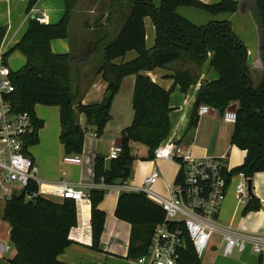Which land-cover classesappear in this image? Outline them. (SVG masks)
<instances>
[{
    "label": "trees",
    "instance_id": "obj_1",
    "mask_svg": "<svg viewBox=\"0 0 264 264\" xmlns=\"http://www.w3.org/2000/svg\"><path fill=\"white\" fill-rule=\"evenodd\" d=\"M131 4L125 22L115 39L103 38L87 44L80 54H55L50 42L65 39L69 34L70 19L76 8V0H64L65 13L57 24H41L32 19L16 45L6 56L18 51L25 59L24 65L11 72L13 92L5 96L13 112H29L34 117L35 131L28 136L25 148L37 143V131L43 122L34 116L35 105L56 106L59 109V142L63 154L81 155L84 133L93 128L100 138L110 121L112 101L120 90L123 78L135 75L132 95L133 122L120 132V155L109 160L96 156L93 163V182L104 186L123 183L120 175L135 161L130 145L138 143L147 148V159L153 150L168 137L170 90H163L141 74L155 68L174 65L173 85L186 93L197 83V70L212 54L210 68L218 73L215 81H201L195 96L187 129L197 126V111L201 105L223 114L236 103L230 145L245 151L242 165L235 169L250 179L255 173L264 172V70L259 73L246 66L248 52L244 44L233 34L228 21H213L206 25H193L176 14V9L186 6L201 9L209 15L234 13L239 2L220 0L212 5L198 0H160L159 8L151 0H126ZM37 0H30L27 11ZM250 9L259 34V58L264 67V0H243ZM149 17L154 26V43L145 48L144 18ZM6 27L0 26V45ZM134 50L137 57L130 62L114 64L116 58ZM100 55L98 74L106 83L105 93L99 103L78 105L75 108L71 88V69L80 67L91 54ZM255 74L257 79L253 80ZM85 117L82 128L75 114ZM39 190L34 182L15 192L5 202L3 220L9 223L10 243L15 250L9 264H64L58 260L71 245L68 233L77 224L76 204L73 200H50L42 195L31 197ZM91 248L97 250L104 228L105 213L98 206L104 196V188L89 190ZM260 202L251 195L243 213L258 210ZM115 217L131 226L128 247L131 257L145 254L156 224L164 220L162 209L148 201L144 194L122 193L117 200ZM181 255L180 264H200L191 245ZM258 264H261L259 261Z\"/></svg>",
    "mask_w": 264,
    "mask_h": 264
},
{
    "label": "crops",
    "instance_id": "obj_2",
    "mask_svg": "<svg viewBox=\"0 0 264 264\" xmlns=\"http://www.w3.org/2000/svg\"><path fill=\"white\" fill-rule=\"evenodd\" d=\"M29 1L0 0V26L6 27V33L0 45V50L3 54L8 53L16 45L33 17L42 16V24H57L65 13L64 0H37L32 6V9L27 11ZM198 1L212 5L218 3L220 0ZM234 1L239 2V8L236 12L220 13L213 16L207 13L211 18L205 21H208L207 24L214 20L230 22L233 34H235L248 50L246 66L256 73L262 72L264 67L259 58V34L257 33L256 24L253 19L251 20L253 26L247 19L246 22L245 19H240L243 23L236 24V21L239 22V19L235 18L236 14H239V12L243 15L246 12L248 14L250 13L248 12V7L244 8L242 5L243 0ZM151 2L156 8H159L160 0H151ZM79 3L80 1L77 3L76 0V5ZM81 3H84L83 6L86 8V12H84L85 16L81 15V17H77L73 28H71V24H73L71 16L68 37L65 39H54L50 42V48L53 53L77 55L89 43H97L103 38L115 39L131 7V4H124V6L120 4V7L115 10L116 13L118 12L116 14L114 11L107 12L103 0H81ZM185 7H178L176 14L188 21L191 20L189 22H193V25L199 26V24L193 21V17L196 19V16ZM80 13L83 14V9L78 11V14ZM143 20L145 48L148 50L154 43V26L149 17ZM103 26L106 29L102 31L100 28ZM84 28L89 29V31L87 32ZM16 55H19L17 57L20 59V65H17V67L20 66L19 68H21L25 63L24 57L18 51L9 53L6 56V62L11 72L15 71L11 70L8 59ZM137 55L134 50L128 51L123 57L116 58L113 63L130 62ZM95 56H97V60H93ZM212 57V54H209L208 59L197 70V83L191 86L186 93H181L179 87L173 85L172 76L175 70L174 65L165 66V68H155L149 72L142 71L141 74L150 78L153 83L163 90L171 89L168 99L170 107L168 113L170 130L165 141H177L183 149L188 150L195 158H217L225 156V163L234 169L242 165L246 155L245 151L238 149L234 145H230L234 123L225 122L221 113L209 108L208 113L197 114L199 121L195 128L187 129L189 117L195 103V96L200 86L199 83L203 80L210 82L218 79V73L215 69L210 68ZM99 62L100 55L98 53H92L80 67L71 69V88L75 108L78 105L84 106L99 103L102 99L106 90V83L101 74H98ZM134 80L135 75L122 79L120 90L111 103L110 121L106 124L100 138L94 135L92 127H88L84 133L80 164H65L63 162L66 156L63 154L62 146L58 138V107L35 105L34 116L43 122V126L37 131V143L27 147L26 153L37 166V184L41 191H45L47 185L62 181L83 192L92 188H100L93 182L94 159L96 156H103L105 158V164L107 165L109 161L107 159L108 152L121 139V130L130 126L133 122L131 101ZM232 105L237 106L236 103ZM75 116L76 121L84 128L86 126L85 117L77 112ZM146 159L137 160V169L139 172L137 171L132 178L130 185H140L143 179L156 168L160 177L153 184L152 190L159 196L166 197L177 177L178 168L175 163L169 160H158L154 162L153 159ZM126 180H123V182ZM249 180L252 182V196L259 200L260 208L243 213V216L238 217L236 215V208L238 206L236 199H234L233 186H230L226 192L225 201L219 209L217 221L224 228H227V224H238L239 229L244 231L243 233L264 236V172L253 174ZM119 184L121 183L101 187L102 189L104 188V196L98 208L105 213V222L102 234L100 235L98 249L94 250L91 248L92 236L89 229L85 234L86 237L83 242L71 240V245L58 257L60 262L64 264H136L135 260L138 257H131L128 251L131 238V226L127 222L117 219L114 214L119 195L122 193H134L124 191L118 186ZM44 197L52 201H59L56 198ZM4 204L5 201L2 200V192L0 190V264H9L8 260L14 256L15 250L10 243L9 223L3 220ZM85 210L88 212V217H90V203L82 208V212ZM76 220L78 223L79 218L77 215ZM236 231L238 230L236 229ZM218 238L220 239L219 246H221V236L219 235ZM207 249L210 252L207 264H258L260 261L259 256L252 253L249 247L243 252L236 251L229 256L223 254L222 248L218 252L217 246L212 244L211 241ZM201 259L200 264H202Z\"/></svg>",
    "mask_w": 264,
    "mask_h": 264
},
{
    "label": "built area",
    "instance_id": "obj_3",
    "mask_svg": "<svg viewBox=\"0 0 264 264\" xmlns=\"http://www.w3.org/2000/svg\"><path fill=\"white\" fill-rule=\"evenodd\" d=\"M38 23L43 17H33ZM11 71L0 50V190L2 200L24 189L30 182L37 184V166L26 153V140L35 131L34 117L29 112L12 111L5 96L14 90L11 83ZM209 112L207 105H201L198 115ZM225 122L234 123L235 111H225L222 114ZM153 161L169 160L178 168L177 177L166 197L159 196L152 190L153 184L160 174L156 168L146 176L140 185L132 186L126 181L119 184L126 192L142 193L149 201L156 203L163 211L164 220L153 228L147 252L139 256L136 264H179L181 255L191 245L197 258H203L214 235H220L225 256L238 251L251 249L264 264V236L247 234L224 228L218 224V212L228 188L233 186L234 199L237 206L245 207L249 201L248 180L241 171H235L225 163V156L212 158H195L183 149L177 141H163L154 150ZM107 159H117L120 146L109 150ZM65 164H80V155H69L63 159ZM234 182V183H233ZM38 185V184H37ZM105 187L102 182L96 184ZM39 188V187H38ZM89 190L83 192L66 182L53 183L40 188L37 195L59 200L71 199L76 204V215L82 214V208L89 204ZM85 225L79 222L71 227L68 233L69 241L83 242L86 232L90 229L87 216Z\"/></svg>",
    "mask_w": 264,
    "mask_h": 264
},
{
    "label": "rangeland",
    "instance_id": "obj_4",
    "mask_svg": "<svg viewBox=\"0 0 264 264\" xmlns=\"http://www.w3.org/2000/svg\"><path fill=\"white\" fill-rule=\"evenodd\" d=\"M79 1H80V3L76 5L77 7H76V9L74 11V14L72 15V22H73V24H71L72 25L71 28H73L75 26V23H76L75 21H76L77 17H81V15L82 16H85L84 12H86V8L83 6L84 3H81V0H77V3ZM103 2H104V5L106 6L105 9H107V12H109V11L110 12H113L114 11V13H116L115 10L120 7V4H121V6H124V4L130 5L126 0H117V1H115V0H103ZM82 6H83V8H82ZM185 8H187V10H190L191 12H193V14L196 16V19L193 17V19H194L193 21H195L199 25H205V24H207L208 21H205V20H209L208 18H211L207 14V12H205V11H203L201 9H197V8L194 9V8H190V7L189 8L188 7H185ZM81 9H83V14L82 13L78 14V11H81ZM248 12L250 13V9L249 8H248ZM116 14H118V12ZM235 18L239 19V22L236 21V24L237 25L243 23V22H241L242 20H240V19H243V20L245 19V22H246V19H247L250 22V24L252 25V21L251 20L253 19V17L251 16V14H248L247 12H246L245 15H243V14H241L239 12V14H236ZM189 21H191V20H189ZM253 21H254V19H253ZM201 22H204V23H201ZM100 29L103 31V30L106 29V27L103 26ZM85 30L87 32L89 31V29H85ZM74 32H75V30H74ZM245 33H246V30H245ZM245 49H246V46H245ZM246 51L248 52L247 49H246ZM17 56H19V55H16L14 57H10L8 59L9 66H10L11 70H13V71H16L20 67V66L17 67V65H20L19 64L20 63V59ZM93 60H97V56L93 57ZM260 74H261V72H259V75ZM256 76L254 74L253 77H252V79L253 80L257 79ZM130 153L134 157L135 161L133 162V164H132V166L130 168L132 170V172H131V176L126 180L127 184H131L132 178L135 176V174L138 171V169H137V167H138L137 160H141V159L147 158V154H148L147 148L145 146L141 145V144H138V143H134L133 145L130 146ZM235 205H236V203H235ZM234 208H235V206H234ZM243 211H244V207L238 206L236 208V215H238V217L243 216L242 215L243 214ZM226 227H228V228H230L232 230H236L237 229L238 231L244 232V231H242V230L239 229L240 227H239L238 224H235V225L227 224ZM211 243L217 246L218 252H220L222 250L221 249L222 248V244H221V246H219L220 245V239L218 238L217 235H214L212 237ZM209 256H210V252L207 249L206 252H205V254H204V256H203V259H201V263L202 264H207L208 261H209Z\"/></svg>",
    "mask_w": 264,
    "mask_h": 264
},
{
    "label": "water",
    "instance_id": "obj_5",
    "mask_svg": "<svg viewBox=\"0 0 264 264\" xmlns=\"http://www.w3.org/2000/svg\"><path fill=\"white\" fill-rule=\"evenodd\" d=\"M236 109L235 105H232L231 107H229L227 109V111L229 112H234ZM120 145V140H118V142L115 144L116 147H118ZM125 170L123 171V173L120 175V179L122 180H126L129 178L130 174H131V169L130 168H124ZM251 187H252V182L251 180H248V194L251 197L252 192H251Z\"/></svg>",
    "mask_w": 264,
    "mask_h": 264
},
{
    "label": "bare ground",
    "instance_id": "obj_6",
    "mask_svg": "<svg viewBox=\"0 0 264 264\" xmlns=\"http://www.w3.org/2000/svg\"><path fill=\"white\" fill-rule=\"evenodd\" d=\"M84 216H86L85 219H84ZM87 216H88V212H86V210L82 214H80V216H79L80 222L82 224H84V225H85V222L87 221L86 220L87 219Z\"/></svg>",
    "mask_w": 264,
    "mask_h": 264
}]
</instances>
